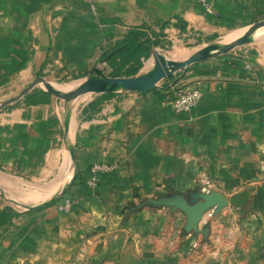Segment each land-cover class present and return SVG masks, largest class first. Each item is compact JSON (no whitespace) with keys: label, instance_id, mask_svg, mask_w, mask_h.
Here are the masks:
<instances>
[{"label":"crops","instance_id":"1","mask_svg":"<svg viewBox=\"0 0 264 264\" xmlns=\"http://www.w3.org/2000/svg\"><path fill=\"white\" fill-rule=\"evenodd\" d=\"M212 9L196 0H0V100L35 75L64 82L95 74L106 67L99 46L143 24L158 32L151 50L170 57L264 19V0H212ZM257 31L161 78L156 90L81 93L66 133L64 98L38 85L0 108V209L20 202L10 195L55 165L45 192L65 189L73 200L66 211L14 208L0 223V264H264V226L227 222L235 213L264 218V30ZM179 80L200 89L188 111L169 103ZM94 160L116 165L90 185ZM198 187L220 191L227 203L194 234L177 208L143 205L126 214L139 193L171 188L166 195L188 197Z\"/></svg>","mask_w":264,"mask_h":264},{"label":"water","instance_id":"2","mask_svg":"<svg viewBox=\"0 0 264 264\" xmlns=\"http://www.w3.org/2000/svg\"><path fill=\"white\" fill-rule=\"evenodd\" d=\"M261 27H264V19L252 22L239 35L225 43H209L183 53L178 57H165L158 50L152 49L150 52L152 64L147 69L137 71L130 75H98L91 72L70 82L49 81L40 75H35L28 83L20 88L18 92L0 100V108L19 98L34 85H38L42 91L69 100V104L64 107L62 114L63 129L66 133L70 103L73 98L81 93L90 90L107 92H137L147 90L155 86L156 82L161 78L171 76L176 70L184 68L190 63L229 51L234 46L249 38ZM71 148L72 144L67 142L68 155L71 160H74ZM60 191L61 189L52 192L47 198L41 200L38 204L31 205V207L46 204ZM226 203V198L220 191L215 189L205 190L198 187L197 190H194L191 196L188 197H185L181 193L145 197L139 203L134 204L133 208L140 207L144 204L152 206L165 205L170 208H177L184 214L183 229L185 231L197 232L199 230L197 225L203 213L210 211L209 215L215 214ZM200 231H202V229H200Z\"/></svg>","mask_w":264,"mask_h":264},{"label":"rangeland","instance_id":"3","mask_svg":"<svg viewBox=\"0 0 264 264\" xmlns=\"http://www.w3.org/2000/svg\"><path fill=\"white\" fill-rule=\"evenodd\" d=\"M245 28L246 27L241 28V29H239V30H237V31L229 34L227 37H223V38L216 39L215 41L211 42V44L225 43V42L231 40L232 38L236 37L237 35H239ZM259 30H261V31L264 30V27H261ZM257 32H259V31H257ZM196 48H198V46ZM190 50H192V49H189V50L187 49V50L183 51L181 54H173L175 56H170V57H178V56H181L183 53L189 52ZM169 55L170 54H168V56ZM150 65H151V59L149 57V58L145 59L143 65L140 66V68H139L138 71L145 70ZM100 69H101L100 71L102 73H108V71H109L110 68H108L106 66V67H101ZM59 82H61V81H59ZM64 82H70V81H64ZM59 102H60L59 104H60L62 110H64V107L69 104V100H67V99H60ZM72 106H73V104L70 105V107H69L70 110H71V107ZM59 116H60V118L62 117V113L61 112L59 113ZM61 132H62V130H61ZM67 151H68V149H67ZM71 151L73 153V148H71ZM66 160L68 162L67 163L68 166H66L67 167L66 170L69 169L68 171H70V173H72V171H73V160H71L70 157L69 158L67 157ZM36 173L37 172H33V175H36ZM57 176H58V173H57V169H56V165H55L54 169H50L47 172V174L44 175V176H42L41 178H38V177L33 178L32 183L31 182L30 183L29 182L27 183L28 186H26V187L25 186H22V188H19L18 187V189L16 190V193H14V194H12L10 196L12 198H14V199H18V200L20 199V202L14 201L13 203H10L9 202V204L13 208H15L17 210H24L25 207H27V206L34 205V204H38L41 200L47 198L50 194H52V192H54V191H50V193L45 192L46 191L45 188L48 187ZM60 189L61 188H59L57 191H59ZM170 189L171 188H163L162 190L156 191L154 194H151V195H145L143 193L137 194L136 197L134 198V200L129 201V202H127L125 204V208L128 210L127 213H126L127 216L130 215L132 212H134L136 210V208L129 210V208L132 205L139 203L145 197H157L159 195H166V194H168L172 190V189L171 190ZM65 194L66 193L63 192V190H61L60 192H58V194L51 201H48L46 204H52V205L56 206L57 203L59 201H61V199L64 196H66ZM32 202H34V204H32ZM46 204L38 205V206H36V208L37 207L44 206ZM144 206H149V205L148 204H144ZM131 208H133V207H131ZM208 213H210V211H207V212H204L203 213L202 218H201V220L199 222V225L200 226L203 223L207 222V221H203V217L204 216H208V217L211 216ZM237 216H238L239 219L238 220H235L234 218L237 217ZM235 217L231 216L229 219H227V222L229 223L230 227H236L237 225H239V226L241 225L243 228H245L246 224H251V222H252V224H253L254 227H258V226L260 227L261 225L264 226V218H263V221H261V219L260 220L257 219V216H247V215L246 216L245 215L239 216L238 213H235ZM187 233L194 234L193 231H187ZM207 240L208 239L206 237H204V238H202L201 243H203L205 245H206V243L207 244L208 243H211V241H207ZM193 244L195 246V242L194 241H193ZM191 246H192V244H191ZM222 248H223L222 250H224V251L225 250H229V248L228 247H225V246L222 247ZM225 253H226L225 254V258L226 259L227 258H231V255L229 254V251H226ZM258 256H260V255H258ZM256 258H258V257H256Z\"/></svg>","mask_w":264,"mask_h":264},{"label":"trees","instance_id":"4","mask_svg":"<svg viewBox=\"0 0 264 264\" xmlns=\"http://www.w3.org/2000/svg\"><path fill=\"white\" fill-rule=\"evenodd\" d=\"M158 32H154L148 24L130 28L122 37L116 38L110 44H102L101 56L105 57L106 66L109 69L106 75H130L138 71L142 61L149 55L152 45L157 43ZM95 74L103 75L100 68ZM172 76H169L171 79ZM168 79V80H169ZM152 90L157 88L152 87ZM41 92L47 93L45 91ZM65 189H63V192ZM51 201V200H50ZM16 211L8 203L0 209V223H4L15 214Z\"/></svg>","mask_w":264,"mask_h":264},{"label":"built area","instance_id":"5","mask_svg":"<svg viewBox=\"0 0 264 264\" xmlns=\"http://www.w3.org/2000/svg\"><path fill=\"white\" fill-rule=\"evenodd\" d=\"M201 6L202 10L206 13H211L212 9V0H196ZM102 64H105V61H102ZM174 75V73H173ZM172 76V75H171ZM176 78V77H175ZM170 80V79H169ZM177 80V79H176ZM169 82V81H168ZM174 84V85H173ZM200 96V89L197 86H186L182 84V81L172 82V95L169 98L170 106L175 111H188L190 110L197 102ZM115 162L106 161V160H94L88 165V178L87 183L92 185L96 181V176L101 172H109L115 167ZM207 190V187H202ZM73 204V200L64 196L61 201L55 206L59 210H68ZM209 214V213H208ZM194 246L193 242L191 243Z\"/></svg>","mask_w":264,"mask_h":264},{"label":"bare ground","instance_id":"6","mask_svg":"<svg viewBox=\"0 0 264 264\" xmlns=\"http://www.w3.org/2000/svg\"><path fill=\"white\" fill-rule=\"evenodd\" d=\"M81 98H83V96H82ZM81 98H80V99H81ZM55 191H56V190H55Z\"/></svg>","mask_w":264,"mask_h":264}]
</instances>
